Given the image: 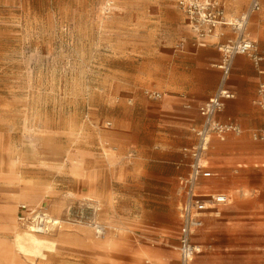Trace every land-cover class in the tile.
<instances>
[{
    "label": "rangeland",
    "instance_id": "rangeland-1",
    "mask_svg": "<svg viewBox=\"0 0 264 264\" xmlns=\"http://www.w3.org/2000/svg\"><path fill=\"white\" fill-rule=\"evenodd\" d=\"M249 1L216 0L226 18ZM259 2L247 31L264 54ZM188 22L176 0H0L1 264H177L184 167L175 163L186 161L196 106L219 85L217 45L234 37L217 27L202 47ZM250 63L236 56L228 80L244 133L213 138L207 153L224 170L246 163L225 180L243 190L205 218L195 264H264V141L249 138L264 116L251 102ZM154 90L165 95L151 99ZM23 192L63 220L49 233L55 250L41 259L11 246ZM96 206L102 236L67 219ZM106 239L113 244L102 246Z\"/></svg>",
    "mask_w": 264,
    "mask_h": 264
},
{
    "label": "built area",
    "instance_id": "built-area-1",
    "mask_svg": "<svg viewBox=\"0 0 264 264\" xmlns=\"http://www.w3.org/2000/svg\"><path fill=\"white\" fill-rule=\"evenodd\" d=\"M178 8L186 14L189 25L199 40H204L213 34L217 27L229 26L234 33L233 38L217 45L220 52L219 62L216 64L221 70V80L216 92L209 96L197 109L201 118L200 123L191 126L193 143L187 150V171L178 177L177 212L180 220L176 251L178 264H195L194 258L201 252V247L193 241L195 233L203 227L206 215H211L216 207L230 203L231 195L224 191L211 190L203 187L204 180H209L217 174L209 166L206 154L213 138L225 141L229 135L240 137L244 129L232 118L220 122L215 115L222 111L225 100L233 98V93L224 84L232 67L233 59L238 55L246 56L256 72L264 75V56L261 54L256 40L247 31L248 18L260 10L259 0H250L242 16L226 18L223 7L216 0H176ZM165 94L156 90L149 91L148 97L160 99ZM253 104L264 116V79L257 82ZM249 138L264 141V124L249 133ZM178 167V166H177ZM88 210H72L67 219L90 226L97 236H102L105 227L97 220L95 213L100 207L96 206L93 213L87 216ZM45 207L33 209L26 204L18 206L16 222L20 227H28L36 233H50L60 227L61 218H48ZM70 215V216H69ZM63 221V220H62ZM145 264H158L145 261Z\"/></svg>",
    "mask_w": 264,
    "mask_h": 264
},
{
    "label": "crops",
    "instance_id": "crops-1",
    "mask_svg": "<svg viewBox=\"0 0 264 264\" xmlns=\"http://www.w3.org/2000/svg\"><path fill=\"white\" fill-rule=\"evenodd\" d=\"M260 7H261V5H260ZM251 16V15H250ZM210 38H214V36H212V35H210ZM203 42H199V46H206L207 45V39H204V40H202ZM261 52V51H260ZM261 54L264 56V54L261 52ZM235 59H236V57L233 59V62H232V67H233V65H234V62H235ZM251 64V63H250ZM261 66L264 68V62H262L261 63ZM232 67H231V69H230V71H229V74H228V77H227V79H226V82H225V84H224V86L227 88V89H229L232 93H233V98H231V99H227V100H225V103H224V107H223V109H222V111H220L219 113H217L216 115H215V118L218 120V121H220V122H224L227 118H232L234 121H236L242 128H243V126L241 125V123L239 122V120L235 117V116H233L232 114H235V113H237L238 111H239V109H240V106H241V104H240V102H239V100H236L235 98H236V90L235 89H233V88H231V86H229L228 85V80H229V75H230V72H231V70H232ZM251 67H252V69H253V71H254V74L255 75H253L254 76V78L256 79V84H255V88H256V85H257V82L259 81V80H261V79H264V75H259L257 72H256V70H255V68L253 67V65L251 64ZM221 71V70H220ZM221 74H222V72H221ZM220 74V75H221ZM251 74H253V73H251ZM243 74H241V76H242ZM220 80H221V76H220ZM219 84H220V81H219ZM218 87H219V85H218ZM217 87V88H218ZM255 88H254V91H255ZM217 90V89H216ZM216 90H215V92H216ZM214 92V93H215ZM213 93V94H214ZM213 94H211V95H213ZM210 95V96H211ZM209 97V96H208ZM207 97V98H208ZM206 98V99H207ZM205 99V100H206ZM155 100H157V99H155ZM205 100H203V101H201L197 106H196V113H197V115H198V117H199V122H197V123H191L190 124V126H189V130L188 131H190V135H191V137H192V143H193V136H192V133H191V130H190V128H191V126H193V125H195V124H198V123H200V120H201V118H200V116H199V114H198V111H197V109H198V107L205 101ZM229 100V101H228ZM253 100V99H252ZM252 102V101H251ZM252 105L255 107V108H257L254 104H253V102H252ZM185 107L186 108H189L190 107V100L189 99H187L186 100V104H185ZM258 109V108H257ZM264 124V123H263ZM262 124V125H263ZM261 127V126H260ZM259 128V127H258ZM258 128H254V129H258ZM244 129V128H243ZM253 130V129H252ZM192 143H191V145H192ZM190 145V146H191ZM189 146V147H190ZM189 147L186 149V152L184 153V156L186 157V161L185 162H179V163H175V168L176 169H181L182 170V167H184V169H183V171L180 173V174H184L186 171H187V167H186V163L188 162V155H187V150L189 149ZM207 153H208V151H207ZM206 159H207V162H208V164H209V166L211 167V169L217 174L215 177H213V178H211V179H209V180H204V181H202L201 182V184L203 185V187H205V188H207V189H211V190H219V191H224V192H226L227 194H229V195H231V200H230V203H227V204H222V205H219V206H217L216 207V209H215V211L213 212V214H211V215H206L205 216V218H208V217H210V218H217V217H219L220 216V210H219V208H220V206H225V205H229V204H231L232 203V201H233V196H234V194H233V191H234V193H239V192H241L242 190H243V188H242V186L241 185H237V187H233V188H231V187H228L226 184H225V180L226 179H228V178H230V177H235V176H237V175H239L240 174V169H244L247 165H246V163H237V164H235L234 166H231L230 168H228L227 170H224V169H222V167H216V166H214L212 163H211V161L209 160V158H208V156H207V154H206ZM181 164V168H177V166H179ZM179 174V175H180ZM179 175H178V177H179ZM178 177H177V180H178ZM220 180V181H219ZM223 182V183H222ZM178 185V184H177ZM20 204H26L27 206H29V207H31V208H35V209H37V208H39V207H46V206H43V205H41V203L40 204H38V205H36V204H29V203H25V202H23V203H19L18 205H17V207H16V212H15V218H16V216H17V214H18V206L20 205ZM34 205V206H33ZM46 210H47V212L48 211H50L49 209H47V207H46ZM219 211V212H218ZM51 212V211H50ZM52 213V212H51ZM53 214V213H52ZM54 215V217H57V215H55V214H53ZM57 218H60V217H57ZM205 218H204V220H205ZM204 220H203V227H204ZM101 224L104 226V224L101 222ZM202 227V228H203ZM201 228V229H202ZM58 229V228H57ZM201 229H199L196 233H195V235L193 236V241L196 243V244H199L200 245V247H202L201 246V244L200 243H198L197 241H196V237H198L199 236V231L201 230ZM105 230H106V228H105ZM176 248V246L174 247V249ZM176 250V249H175ZM203 252V250L199 253V254H201ZM199 254H197L196 256H195V258H194V263H195V259H196V257L199 255ZM177 255H178V253H177ZM164 258V257H163ZM178 258V257H177ZM165 259H167V261H168V258H165ZM177 264H178V259H177Z\"/></svg>",
    "mask_w": 264,
    "mask_h": 264
},
{
    "label": "bare ground",
    "instance_id": "bare-ground-1",
    "mask_svg": "<svg viewBox=\"0 0 264 264\" xmlns=\"http://www.w3.org/2000/svg\"><path fill=\"white\" fill-rule=\"evenodd\" d=\"M245 12V11H244ZM243 13L240 14V16H242ZM249 19V18H248ZM217 29L215 30V32L213 34H211L212 36H216ZM66 162V161H65ZM75 164V163H74ZM73 164V165H74ZM220 181V180H219ZM223 183V182H222ZM34 184V183H33ZM52 192V191H51ZM20 198V200H22L25 203H29V204H40L39 201H36L37 198L35 196H32L30 193L27 192H23L21 195L19 194L18 196ZM236 198V196H235ZM46 199V198H45ZM90 199V198H89ZM11 205V204H10ZM1 206V205H0ZM34 206V205H33ZM109 206V205H108ZM111 206V204H110ZM234 206V205H233ZM232 206V207H233ZM8 208V207H7ZM10 209L13 211L14 207L11 206ZM231 209V208H230ZM233 210V209H232ZM17 211V210H16ZM15 211V212H16ZM226 211V210H224ZM219 212V211H218ZM49 213V214H48ZM48 218H56L54 217V215L48 211ZM55 213V212H54ZM58 216V215H57ZM14 217V215H13ZM16 219V218H15ZM60 219V218H59ZM63 221L60 220V227L61 228V223ZM5 224V223H4ZM17 224V223H16ZM108 227V226H107ZM85 230V229H84ZM107 230V229H106ZM62 231V230H61ZM91 232V231H90ZM59 233V232H57ZM59 235H62L61 233ZM63 236V235H62ZM12 242H11V246L14 252H17L19 254H22L25 257H28L30 259L32 258H44L46 256L45 252L47 251H52L55 250V246H56V242L53 238L50 237L49 233H36L34 232L32 229H29L28 227H23L20 230H14L13 231V235H12ZM60 237V236H59ZM113 237V236H111ZM92 238V237H91ZM100 239V238H99ZM58 241V240H57ZM60 242V240L58 241ZM64 243H62L63 245ZM98 244V243H97ZM113 244V242L111 240H105L102 243V246H111ZM7 247V246H6ZM6 250V249H5ZM2 260V259H1ZM167 259L163 258L160 259V262H166ZM5 263V262H4ZM1 264V263H0Z\"/></svg>",
    "mask_w": 264,
    "mask_h": 264
}]
</instances>
